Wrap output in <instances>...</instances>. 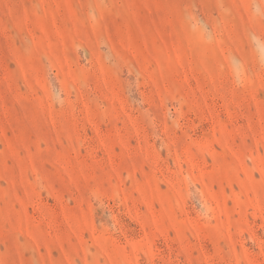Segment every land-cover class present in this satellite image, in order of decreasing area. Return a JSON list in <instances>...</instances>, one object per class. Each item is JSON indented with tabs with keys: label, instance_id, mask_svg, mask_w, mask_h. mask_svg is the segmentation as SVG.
Listing matches in <instances>:
<instances>
[{
	"label": "rangeland",
	"instance_id": "374dc122",
	"mask_svg": "<svg viewBox=\"0 0 264 264\" xmlns=\"http://www.w3.org/2000/svg\"><path fill=\"white\" fill-rule=\"evenodd\" d=\"M0 264H264V0H0Z\"/></svg>",
	"mask_w": 264,
	"mask_h": 264
}]
</instances>
